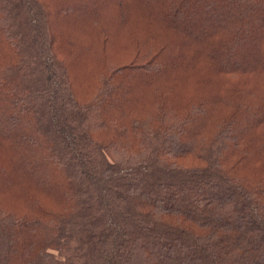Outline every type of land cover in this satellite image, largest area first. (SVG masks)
I'll list each match as a JSON object with an SVG mask.
<instances>
[{"label":"trees","instance_id":"obj_1","mask_svg":"<svg viewBox=\"0 0 264 264\" xmlns=\"http://www.w3.org/2000/svg\"><path fill=\"white\" fill-rule=\"evenodd\" d=\"M85 5L0 0V264H264V0Z\"/></svg>","mask_w":264,"mask_h":264},{"label":"rangeland","instance_id":"obj_2","mask_svg":"<svg viewBox=\"0 0 264 264\" xmlns=\"http://www.w3.org/2000/svg\"><path fill=\"white\" fill-rule=\"evenodd\" d=\"M88 0H75V4L76 6H78L79 4H84L85 2H87ZM79 7V6H78ZM75 5L72 8H69L70 10H74ZM85 8V7H84ZM68 8L63 9L65 12ZM85 10L90 11V8H85ZM128 27V26H127ZM127 27L122 28V29H127ZM121 40V36L118 37L117 41ZM79 70L81 71V73L79 75H77V82L79 83L80 88L83 89V91H87L90 90L94 85V81H95V75L93 72L91 71H86V69L84 67H82L81 65H78ZM88 68V67H87Z\"/></svg>","mask_w":264,"mask_h":264}]
</instances>
